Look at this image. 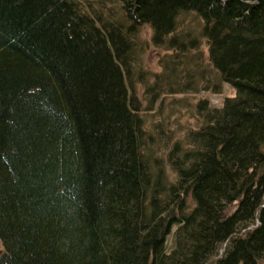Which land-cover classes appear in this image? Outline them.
Masks as SVG:
<instances>
[{
    "label": "trees",
    "instance_id": "obj_1",
    "mask_svg": "<svg viewBox=\"0 0 264 264\" xmlns=\"http://www.w3.org/2000/svg\"><path fill=\"white\" fill-rule=\"evenodd\" d=\"M0 264H264V0H0Z\"/></svg>",
    "mask_w": 264,
    "mask_h": 264
},
{
    "label": "rangeland",
    "instance_id": "obj_2",
    "mask_svg": "<svg viewBox=\"0 0 264 264\" xmlns=\"http://www.w3.org/2000/svg\"><path fill=\"white\" fill-rule=\"evenodd\" d=\"M144 29L142 36L148 34ZM167 51L163 48L153 47L148 44L142 55V65L146 74L144 81L149 84L153 83L156 75L162 72V65L166 59ZM138 100L141 101V115L145 121L146 130L151 129L154 124H161L163 128L172 131L176 138L182 137L186 130L197 127L195 104L200 101H206L208 106L220 107L226 97L234 95V89L224 84L219 93L195 92V93H168L161 101L158 98L150 102V93L147 94L146 86L140 80L135 83ZM175 138V139H176ZM170 242V240H169ZM169 244V243H168ZM220 251L219 255H221Z\"/></svg>",
    "mask_w": 264,
    "mask_h": 264
}]
</instances>
